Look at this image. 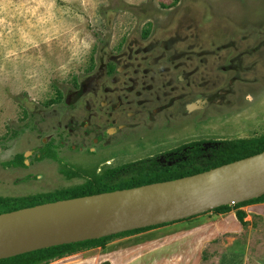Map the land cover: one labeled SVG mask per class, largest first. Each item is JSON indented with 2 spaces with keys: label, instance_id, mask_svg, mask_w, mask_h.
<instances>
[{
  "label": "rangeland",
  "instance_id": "obj_1",
  "mask_svg": "<svg viewBox=\"0 0 264 264\" xmlns=\"http://www.w3.org/2000/svg\"><path fill=\"white\" fill-rule=\"evenodd\" d=\"M134 27L144 28L145 37L148 34L153 39L178 33L183 41L178 40L177 45L198 54L192 57L195 64L203 61L197 67L205 85L201 94L187 97V103L199 97L216 98L217 89L230 87L233 101L229 94L221 98V105L210 104L199 112L203 121L198 129L187 125L180 132L185 139L195 134L209 137L200 140L204 142L199 150L201 157L224 139L264 135V0H0V198L39 195L18 203H2L0 212L65 199L70 193L58 191L74 188L107 168L131 161L153 157L169 165L186 158L184 149H172L180 143H152L151 138L145 143H118L90 153L70 149L68 143L64 147L56 144L53 158L32 156L39 151V139L57 129L52 115L58 114L60 128L66 123L65 95L86 75L93 74L109 54L118 51L117 43L121 38L125 43ZM228 64L234 66L232 70H228ZM233 75L239 81L228 86L226 82ZM239 95L241 98L235 100ZM190 110L187 116L194 113ZM174 133L173 138H178L179 132ZM30 150L32 155L28 156ZM46 150L51 151L49 147ZM45 151L43 147L39 152ZM20 153H25L28 166L6 165ZM103 160L109 164H103ZM62 169L75 174L66 177ZM156 230L154 240L107 255L109 264H196L200 257L197 243L187 239L185 244L179 233L169 235L172 229ZM126 235L134 234L120 236ZM238 237L244 243L249 235ZM216 240L220 243L203 248V259L228 248L231 241L211 242ZM254 248L249 247L250 251ZM96 254L95 262L106 256L97 248L81 256L93 261L91 256Z\"/></svg>",
  "mask_w": 264,
  "mask_h": 264
},
{
  "label": "flooded vegetation",
  "instance_id": "obj_2",
  "mask_svg": "<svg viewBox=\"0 0 264 264\" xmlns=\"http://www.w3.org/2000/svg\"><path fill=\"white\" fill-rule=\"evenodd\" d=\"M145 33L144 28L134 27V33L125 43L121 42L122 38L117 43L118 51L109 54L104 62L99 61L96 71L86 75L76 89L65 95L66 123L60 128L58 114L52 115L57 129L39 139V151L49 147L55 155L56 144L64 147L68 143L70 149L90 153L108 150L118 143H145L149 138L152 143H180L172 147H178L177 152L182 149L188 152L192 145L200 147L197 151L201 149L204 142L200 140H208V136L195 134L185 139L180 132L187 125L198 129L203 121L199 112L210 104L221 105V98L229 94L233 101V93L230 87L220 88L215 91L216 98L199 97L187 103L185 99L201 94L205 85L201 68L197 67L203 61L197 60L195 64L192 57L198 54L177 45L178 40L183 41L178 33L155 39L148 34L145 37ZM233 67L228 64V70ZM234 81L239 79L233 75L226 84L229 86ZM240 98L241 95L235 100ZM243 98L247 99L246 95ZM188 110L194 113L187 116ZM174 132H179L178 138H173ZM233 140L224 139L221 143ZM39 151L32 155L30 150L28 156L45 158H40ZM20 154L22 167L28 166L25 153ZM103 164L109 161L103 160Z\"/></svg>",
  "mask_w": 264,
  "mask_h": 264
},
{
  "label": "water",
  "instance_id": "obj_3",
  "mask_svg": "<svg viewBox=\"0 0 264 264\" xmlns=\"http://www.w3.org/2000/svg\"><path fill=\"white\" fill-rule=\"evenodd\" d=\"M264 194V150L181 177L0 213V259L188 218Z\"/></svg>",
  "mask_w": 264,
  "mask_h": 264
},
{
  "label": "trees",
  "instance_id": "obj_4",
  "mask_svg": "<svg viewBox=\"0 0 264 264\" xmlns=\"http://www.w3.org/2000/svg\"><path fill=\"white\" fill-rule=\"evenodd\" d=\"M47 150L45 151L44 149L45 152H43L40 157L43 156V157L53 158L54 153L52 151H47ZM208 150H209V154H207L204 157H201L198 154L199 151H197V146L192 145L191 149L188 150L187 156L184 160H180L170 165L159 164L156 162V160L153 157L147 159H138L135 160L134 162L126 163L120 167L107 168L101 173V175L95 176L92 179H87L82 184L74 188H71L69 190H61L58 192H69L70 194L64 198H71L81 195H88L103 191H110V190L133 187L147 183L164 181L168 179L181 177L184 175L193 174L264 150V135L255 139H246V140L237 139L233 141H225L223 143H219V145L216 148H211ZM5 163L6 165L23 166L22 156L21 154L14 155V157L11 160L6 161ZM61 172L66 177H70L71 175L75 174L73 171L63 170V169L61 170ZM38 197L39 195L34 194L30 196L21 197L18 199L0 198V204L5 202L18 203V201L26 200L29 198L35 199ZM256 202H264V194L256 198H252L233 205H221L211 210L216 212L224 211L227 210L229 206L233 208H237L239 206H243L250 203H256ZM38 203H42V201ZM26 206H30V205H26ZM26 206H19L5 211L17 209L20 207H26ZM236 213L238 215L240 214L239 211ZM238 219L241 221V216H239ZM167 223L168 222L158 224L155 226L133 229L125 232H120L117 234L103 236L96 239H89V240H83L73 243L44 247L30 252L11 256L8 258H2L0 259V264H41L50 259L59 258L64 254H70L72 252H75L81 248H85L92 245H104L107 239H110L115 236L132 234ZM100 264H108V263L102 262Z\"/></svg>",
  "mask_w": 264,
  "mask_h": 264
},
{
  "label": "crops",
  "instance_id": "obj_5",
  "mask_svg": "<svg viewBox=\"0 0 264 264\" xmlns=\"http://www.w3.org/2000/svg\"><path fill=\"white\" fill-rule=\"evenodd\" d=\"M238 211L240 212L239 215L236 213ZM239 216H241V221L238 219ZM160 227L162 230L172 229L169 235L179 233L185 244L188 243L187 239H189V242L191 240L194 244H198L200 257L195 261L196 264H209L211 261H213L212 264H262L260 259L264 260V202H256L237 208L230 207L226 211L215 212L209 210L183 220L168 222L167 224L146 229V231L133 233L134 235L130 237L129 235H126L127 237L120 236L121 239H116L112 243L107 241L104 245H92L81 248L70 254H64L59 258L50 259L48 260L49 263L46 261L41 264H100L102 262L109 264L107 255L133 244L138 245L140 242L154 240L157 235H152L154 233L153 230ZM141 232L148 233L140 235ZM243 233H247L249 237L251 236L250 242L249 237L245 238L244 243L240 242L241 239L238 236ZM213 239H231V241L228 248L221 249L216 255L212 254L208 258L203 259V248L207 245L214 246L217 244V240L211 242ZM238 244L242 247H238ZM253 245H255L254 251H250L249 247ZM93 248L99 249L100 255L106 256L97 262H95V259L99 254L91 256L93 261L89 257L81 256L85 251ZM211 252H213L212 249L209 253ZM250 254L251 256L248 258ZM73 256L78 257L71 259ZM189 260L188 258L187 261Z\"/></svg>",
  "mask_w": 264,
  "mask_h": 264
}]
</instances>
